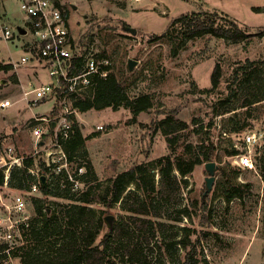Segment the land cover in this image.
<instances>
[{
    "label": "rangeland",
    "instance_id": "rangeland-1",
    "mask_svg": "<svg viewBox=\"0 0 264 264\" xmlns=\"http://www.w3.org/2000/svg\"><path fill=\"white\" fill-rule=\"evenodd\" d=\"M21 1L6 0L9 13L3 19L15 30L26 23ZM58 2L66 14L76 51L93 47L99 54L105 52L104 58L109 60L111 71L124 91L132 98L149 94L153 106L139 114L136 121L126 107L78 112L75 117L86 139L75 153L77 158L66 162L60 160L55 147L62 109L53 101L29 107L25 93L31 88L25 89L20 80V76L24 81L28 76H35L38 79L32 85L49 83L48 71L36 62L10 71L0 69V100L9 99L14 103L8 109H0V144L15 145L21 155L34 156L39 164L43 161L47 164L46 151L54 152L50 160H55L59 167L53 172L64 169L71 181L76 172L77 176H83L81 181H76L72 193L79 198L82 192H91L90 207L105 223L96 238L97 244L117 223L129 220L131 215L126 212L124 202L129 199L131 204L137 193L140 198L144 197L134 183H129L119 201L110 205L113 179L143 164L149 169L148 174L154 175L158 190L161 174L154 165L160 157L171 155L174 161L193 160L197 157L198 144L214 143L211 161L214 169L210 171L206 163L200 164L184 177L174 167L173 174L188 182L187 186L181 185V204H162L160 216L147 217L155 223L152 264H182L194 246L200 264H264V153L252 150L256 163V170L252 171L234 166L229 153L236 136L242 137L247 131L264 132V35L233 42L210 34L185 40L178 31L166 33L174 17L192 11H225L246 26H263L264 14L253 12L248 3L238 6V0H143L138 4L132 0ZM248 27L252 33L264 34V27ZM32 38L29 33L0 43V64L6 62L2 56L19 62L25 53L23 44ZM130 61L134 62L132 68ZM217 64L221 67V79L214 87L211 77ZM167 115H174L177 120L171 124L174 131L168 136L176 139L173 152L168 137L163 134L162 123ZM33 116L47 119L43 124L44 136L38 142L31 129L25 127ZM180 121L187 122L189 129L179 130ZM97 124L105 125L106 132H95ZM199 124L203 129L197 134L194 130ZM188 145L193 146L189 152ZM240 147L245 150L246 146ZM210 176L217 178L207 193L209 197L203 209L201 200L207 190L206 178ZM24 177L23 188H17L13 180L6 190V201L12 203L16 194L24 196L30 202L31 219L35 198L43 199L45 210L61 209L73 202L61 197L63 185L58 196L32 193L31 180ZM246 184L242 198L226 200L227 190ZM196 201L197 206L193 205ZM182 209L192 215L180 213ZM180 240L185 243L169 247L171 242ZM19 242L20 238L11 245ZM11 264H18V260Z\"/></svg>",
    "mask_w": 264,
    "mask_h": 264
},
{
    "label": "trees",
    "instance_id": "trees-1",
    "mask_svg": "<svg viewBox=\"0 0 264 264\" xmlns=\"http://www.w3.org/2000/svg\"><path fill=\"white\" fill-rule=\"evenodd\" d=\"M263 10L258 7L253 8V11L256 12ZM177 31L185 40H193L199 36L210 34L216 38L239 42L254 35H264L262 31L252 33L248 26L240 24L229 15L211 10L192 11L174 17L169 23L166 33L172 34ZM101 57H106L105 52L101 54ZM0 69L10 71L13 66L0 64ZM103 69L107 71V76L94 77V86L87 96L74 102V107L79 112L126 107L131 110L133 119L136 121L139 114L152 108L153 102L149 94L135 98L130 97L122 88L115 73L111 71V66H104ZM211 79L213 86L217 87L221 79L219 64L216 65ZM166 117L162 124L163 134L168 137L174 131L171 124L176 123L177 120L174 115ZM70 122L72 124L71 136L62 141V146L68 156V161L72 162L77 158L75 153L83 146L86 138L74 115L70 117ZM189 127L187 122H179V130H188ZM202 129L203 126L199 124L194 131L199 134ZM167 140L170 150L173 152L176 139L168 137ZM192 148V145H188L187 151H191ZM195 149L197 157L193 160L181 158L174 161L171 155H165L155 162L154 166L161 174L158 190L155 186L154 175L148 174L149 169L143 164L136 165L113 179L110 205L119 201L129 183H134L144 197L140 198L138 193L135 194L131 204L127 199L124 202V208L131 215L128 216L129 220L117 223L97 244L96 238L105 228V223L104 219L98 217L90 207L93 199L91 192L86 190L79 198H76L72 193L76 181H81L83 176H77L76 172L74 181H71L64 169H60L58 173L53 172V169L59 167V164L55 163L47 167L44 162V176L48 179L42 187L41 194L58 196L60 195L58 191L63 185L64 194L61 197L71 199L73 202L63 205L61 209L45 210L42 205L43 199L35 198L33 201L34 216L30 220L29 226L24 228L19 244L13 248H10L6 243L0 244V264H11L13 260H18V264H152L151 257L155 252V247L152 245L155 238V223L147 217L160 216L159 209L162 204L171 202L174 205H180L182 201L181 185L187 186L188 184L187 180H179L173 174L174 167L185 177L193 173L195 166L211 162L214 159V143L201 142ZM229 153L233 154V152ZM20 175H22L21 171L14 173L17 188H23L25 185V177ZM247 187L246 184L233 190H227L224 194L226 200L229 202L234 197L242 198ZM54 190L57 191L54 192ZM79 192L80 189L75 193ZM208 197L209 194H203L201 200L203 209H206ZM198 203L196 201L193 205L197 206ZM180 213L192 215V212H188L187 209L180 210ZM158 225L163 226L161 223ZM180 243H185V241L171 242L169 247ZM182 264H200L195 246L186 253Z\"/></svg>",
    "mask_w": 264,
    "mask_h": 264
},
{
    "label": "built area",
    "instance_id": "built-area-1",
    "mask_svg": "<svg viewBox=\"0 0 264 264\" xmlns=\"http://www.w3.org/2000/svg\"><path fill=\"white\" fill-rule=\"evenodd\" d=\"M142 1L132 0L136 4ZM20 7L27 16L25 25L15 30L1 22L0 43L14 41L16 37H26L29 33L33 38L23 44L25 53L19 62H12L7 56L1 58L6 61L5 64H10L16 69L20 65L36 62L48 71L51 82L31 87L25 93V100L29 107H36L45 101H53L60 106L63 112L57 133L59 139L55 147L60 154V160L67 162L68 157L62 141L70 138V117L79 112L74 107V102L87 96L94 86V77L107 76L103 67L110 66L109 60L101 57L93 47L84 52L76 51L66 14L57 0H22ZM13 105L9 99L0 100L1 110ZM46 120L44 116H34L25 123V127L31 129L37 142L44 136L43 124ZM95 132H106L105 125L97 124ZM235 139L231 144L233 154L230 155L234 166L242 170H256L252 150L264 153V132L247 131L242 137L236 136ZM240 145H245V150L241 149ZM52 155H55L54 152L46 151L47 167L57 163L50 160ZM17 171H21L22 176L31 180L29 188L32 193H41L47 181L44 176V161L39 164L34 156L21 155L13 144H0V244L6 243L10 248L18 245L11 244L21 239L22 232L29 226L31 219L30 202L24 196L16 194L12 203L6 201V190L12 186L14 173Z\"/></svg>",
    "mask_w": 264,
    "mask_h": 264
},
{
    "label": "crops",
    "instance_id": "crops-1",
    "mask_svg": "<svg viewBox=\"0 0 264 264\" xmlns=\"http://www.w3.org/2000/svg\"><path fill=\"white\" fill-rule=\"evenodd\" d=\"M58 1V0H57ZM256 1H262V3H256ZM238 6L241 4V5H247V3H248V5L247 6H250V8H252V10H253V8L254 7H258V8H262V9H264V0H238ZM58 4H59V2H58ZM60 5V4H59ZM210 10V9H209ZM215 11H218L217 9H215ZM218 12H223V13H225V14H227V15H229L227 12H225V11H221V10H219ZM253 12H255L256 14H264V10L263 11H260V12H256V11H253ZM6 13H9V7L7 6V3H6V0H0V23L1 22H5L4 21V17H5V14ZM230 16V15H229ZM231 17V16H230ZM233 18V17H232ZM234 19V18H233ZM235 20V19H234ZM20 26V25H19ZM18 26V27H19ZM248 26H250V27H254V28H258V27H264V25L263 26H259V25H248ZM20 75V74H19ZM30 78V79H29ZM38 78L37 77H27V79H26V81H24L22 78H21V76H20V80H21V82H22V85H23V87L26 89L27 87H29V88H31V87H33V86H38V85H32V84H34V80H37ZM42 84V83H41ZM40 85V84H39ZM34 117V116H33ZM32 117V118H33Z\"/></svg>",
    "mask_w": 264,
    "mask_h": 264
},
{
    "label": "water",
    "instance_id": "water-1",
    "mask_svg": "<svg viewBox=\"0 0 264 264\" xmlns=\"http://www.w3.org/2000/svg\"><path fill=\"white\" fill-rule=\"evenodd\" d=\"M132 31H135V30L132 29ZM129 65H130V68H132L133 65H134V62L133 61H130V64ZM214 166L215 165H214L213 162L206 163V167L210 171H212L214 169ZM43 180H44V178H43ZM215 181H216V177L215 176H210V177H207L206 178V187H207V190H206L205 194H207L208 192H210L212 190L213 184L215 183Z\"/></svg>",
    "mask_w": 264,
    "mask_h": 264
}]
</instances>
